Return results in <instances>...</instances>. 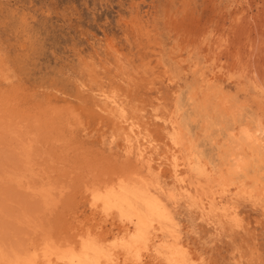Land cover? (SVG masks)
Listing matches in <instances>:
<instances>
[{"label": "rangeland", "instance_id": "rangeland-1", "mask_svg": "<svg viewBox=\"0 0 264 264\" xmlns=\"http://www.w3.org/2000/svg\"><path fill=\"white\" fill-rule=\"evenodd\" d=\"M196 60L221 67L224 89L207 97L196 91L190 105ZM253 82L264 89V0H0V169L19 164L5 128L21 119L40 126L41 161L55 178L121 172L122 152L101 137L110 130L95 98L102 85L150 117L151 104L172 108L180 96L185 114L196 115L195 142L226 166L230 133L264 124ZM153 122L163 138L161 120ZM11 187L0 179L10 212L27 198L33 204L26 193L14 199ZM239 207L240 226L221 231L179 207L184 239L210 264H264V207L246 199Z\"/></svg>", "mask_w": 264, "mask_h": 264}, {"label": "bare ground", "instance_id": "bare-ground-1", "mask_svg": "<svg viewBox=\"0 0 264 264\" xmlns=\"http://www.w3.org/2000/svg\"><path fill=\"white\" fill-rule=\"evenodd\" d=\"M189 70L190 105L198 92L207 97L224 89L221 67L209 70L196 60ZM253 85L264 110V89ZM97 88L98 108L110 122L102 141L122 152L123 170L78 181L73 172L55 178L41 161L40 126L20 119L5 128L16 140L19 164L0 169V179L17 193L14 199L26 193L33 204L27 198L10 212L0 200V264H210L184 239L178 209L187 207L221 231L240 226L241 199L264 207L263 122L230 133L222 167L195 142L190 121L196 115L185 114L180 96L172 108L151 104L150 117L132 111L114 88ZM156 120L163 138L155 134Z\"/></svg>", "mask_w": 264, "mask_h": 264}]
</instances>
